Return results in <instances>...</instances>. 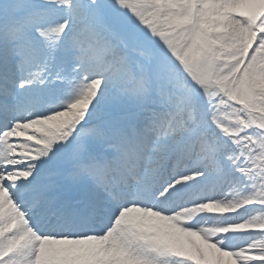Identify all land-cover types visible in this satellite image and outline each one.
<instances>
[{
	"label": "snow or ice",
	"instance_id": "1",
	"mask_svg": "<svg viewBox=\"0 0 264 264\" xmlns=\"http://www.w3.org/2000/svg\"><path fill=\"white\" fill-rule=\"evenodd\" d=\"M0 264H264V0H0Z\"/></svg>",
	"mask_w": 264,
	"mask_h": 264
}]
</instances>
